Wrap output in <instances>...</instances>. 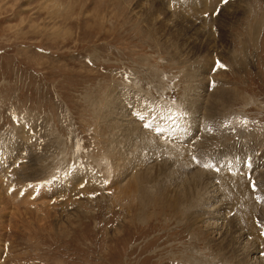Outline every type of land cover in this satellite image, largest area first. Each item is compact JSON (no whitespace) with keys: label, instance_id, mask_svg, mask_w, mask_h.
<instances>
[{"label":"rangeland","instance_id":"rangeland-1","mask_svg":"<svg viewBox=\"0 0 264 264\" xmlns=\"http://www.w3.org/2000/svg\"><path fill=\"white\" fill-rule=\"evenodd\" d=\"M184 4L0 0V264H264V0Z\"/></svg>","mask_w":264,"mask_h":264},{"label":"bare ground","instance_id":"bare-ground-1","mask_svg":"<svg viewBox=\"0 0 264 264\" xmlns=\"http://www.w3.org/2000/svg\"><path fill=\"white\" fill-rule=\"evenodd\" d=\"M185 1H188V0H185ZM195 1V0H194ZM214 1V3H215V0H205V3H206V5H209V4H211V2H213ZM239 1V0H238ZM237 2V1H236ZM262 2V1H261ZM182 4H184V0H182ZM185 5V4H184ZM234 6H235V4H233ZM156 6V5H155ZM230 7V6H229ZM232 7V6H231ZM231 7H230V9H231ZM236 7V6H235ZM152 8H154V7H152ZM151 8V9H152ZM150 9V10H151ZM225 9H227V8H225ZM157 10V9H156ZM155 10V11H156ZM152 11H154V9L152 10ZM160 11V10H159ZM227 12H228V10H227ZM232 12V11H231ZM154 13V12H153ZM160 13V12H159ZM206 13V12H205ZM157 14V13H156ZM163 14H165V12L163 13ZM231 14H233V13H231ZM159 15V14H158ZM189 15V14H188ZM155 16V15H154ZM168 16V15H167ZM222 16V15H221ZM164 18V17H163ZM221 18V17H220ZM159 19V18H158ZM193 20V19H192ZM164 21V20H163ZM209 21V20H208ZM222 21V20H221ZM156 22V21H155ZM168 22V21H167ZM173 22V21H172ZM196 22V21H195ZM161 23V22H160ZM222 23H224V22H222ZM162 24V23H161ZM180 24V23H179ZM209 24V23H208ZM217 24H218V22H217ZM220 25H221V23H219ZM163 25V24H162ZM216 25V24H215ZM225 25V24H224ZM229 25V24H228ZM170 26V25H169ZM230 26V25H229ZM160 27V26H159ZM200 27V26H199ZM202 27V26H201ZM222 27H224V26H222ZM232 27V26H231ZM161 28H163V27H161ZM219 28H221V26L219 27ZM175 29H176V27H175ZM224 29V28H223ZM204 30V29H203ZM211 30V29H210ZM227 30H229V29H227ZM223 31V30H222ZM213 33V32H212ZM228 33V32H227ZM194 35V34H193ZM229 36V35H228ZM224 37V36H223ZM232 37V36H231ZM227 38H229V40H230V37H227ZM166 39H168V38H166ZM165 39V40H166ZM197 39H199V38H197ZM225 39V38H224ZM184 40V39H183ZM228 40V39H227ZM226 41V40H225ZM223 42H224V40H223ZM176 44V43H175ZM179 44V43H178ZM220 44V43H219ZM180 45H182V44H180ZM199 45V44H198ZM223 45H224V43H223ZM226 45V44H225ZM179 46V45H178ZM187 49V48H186ZM202 49V48H201ZM182 50V49H181ZM222 50V49H221ZM189 51V50H188ZM185 53V52H184ZM194 54V53H193ZM199 54V53H198ZM200 67V66H199ZM210 105V104H209ZM121 129V128H120ZM115 132V131H114ZM255 135V134H254ZM127 136V135H126ZM175 154V153H174ZM179 156V155H178ZM131 157V156H130ZM179 158V157H178ZM159 169V168H158ZM160 172H162V171H160ZM167 174V173H166ZM170 175H171V173H170ZM223 175V174H222ZM173 176V175H172ZM142 177V176H141ZM170 177V176H169ZM140 178V177H139ZM142 179V184H144L145 185V182H144V180H143V178H141ZM169 179H171V178H169ZM140 180V179H139ZM138 180V181H139ZM146 180V179H145ZM162 180V179H161ZM235 180V179H234ZM132 181H133V179H132ZM172 181V180H171ZM188 181V180H187ZM233 181V180H232ZM177 183V182H176ZM226 183V182H225ZM138 184H140V182L138 183ZM210 184V183H209ZM129 185V184H128ZM158 185V184H157ZM262 185V184H261ZM227 186V185H226ZM137 187H138V185H137ZM134 187L133 185H130L129 187H127L125 190H122L121 192H120V197H123L125 194L126 195H129L128 193H130L131 194V198H132V203H131V205H130V203H128V208L126 207V209L124 210V212L126 213V212H128V214L129 213H131V211H132V209L135 207V205H137V204H139L141 201H145V199L147 198L146 197V195L149 193V192H151V191H149V188H151V187H149V188H147V189H145V187H146V185H145V187ZM190 189V188H189ZM155 190V189H154ZM158 190H159V188H158ZM207 191V190H206ZM230 191V190H229ZM153 193V192H152ZM155 193H156V195L157 196H153V198L154 197H156V198H164V192L163 191H160V193H162V194H158L159 193V191H156L155 190ZM178 193V192H177ZM198 193H200V192H198ZM213 193V192H212ZM187 194V193H186ZM191 194V193H190ZM194 194V193H193ZM209 194V193H208ZM2 195V194H1ZM153 195H155V194H153ZM16 196V195H15ZM4 197V196H3ZM150 197H151V195H150ZM183 197V196H182ZM200 197H201V195H200ZM180 198V197H179ZM209 198V197H208ZM148 199V198H147ZM159 199L157 200V201H159ZM167 199H169V198H167ZM171 199V198H170ZM210 199V198H209ZM2 200V199H1ZM156 200V199H155ZM172 200V199H171ZM156 201V202H157ZM161 201V200H160ZM179 200H178V198H177V201H165V202H157L156 203V207H158V208H175V204H177V202H178ZM195 201V200H194ZM211 201V200H210ZM1 202V201H0ZM4 202V201H3ZM149 203V202H148ZM153 203V202H152ZM225 203V202H224ZM141 204H143V203H141ZM197 204V203H196ZM8 205V204H7ZM140 205V204H139ZM149 205V204H148ZM151 205V204H150ZM154 205V204H153ZM146 207V206H145ZM141 208V207H140ZM148 208V207H147ZM203 208V207H202ZM138 209V208H137ZM207 209V208H206ZM211 209V208H210ZM208 210V209H207ZM212 210V209H211ZM216 210V209H215ZM142 211V210H141ZM213 211V210H212ZM140 212V211H139ZM143 212V211H142ZM229 213V212H228ZM20 214V213H19ZM214 214V213H213ZM131 215H133V214H131ZM136 215V214H135ZM144 215V214H143ZM197 216V215H196ZM210 216V215H209ZM208 216V217H209ZM20 217V216H19ZM133 217H134V215H133ZM143 217V216H142ZM49 218V217H48ZM209 218H211V217H209ZM208 218V219H209ZM145 220H146V218H144ZM213 219H215V218H213ZM21 220H23V219H21ZM31 220V219H30ZM137 220H138V218H137ZM141 221H143V220H141ZM212 221V220H211ZM224 221V220H223ZM145 222V221H144ZM204 222V221H203ZM30 223V222H29ZM207 223V222H206ZM237 225V224H236ZM239 225V224H238ZM205 226H208V225H205ZM214 226V225H213ZM228 226V225H227ZM215 227V226H214ZM206 229V228H205ZM237 230V229H236ZM232 232V231H231ZM234 232V231H233ZM218 233V232H217ZM238 233V232H237ZM219 234V233H218ZM235 234V233H234ZM221 236V235H220ZM236 236V235H235ZM236 240H234V242H235ZM244 244V243H243ZM220 245V244H219ZM218 246V245H217ZM246 248V247H245ZM239 249V248H238ZM223 250V249H222ZM225 251V250H224ZM242 251V250H241ZM223 253V252H222Z\"/></svg>","mask_w":264,"mask_h":264},{"label":"snow or ice","instance_id":"snow-or-ice-1","mask_svg":"<svg viewBox=\"0 0 264 264\" xmlns=\"http://www.w3.org/2000/svg\"><path fill=\"white\" fill-rule=\"evenodd\" d=\"M221 3H222V4H227V3H228V0H221ZM216 67H217V68H223L224 65H222L219 61H217ZM144 128H145V129H151V128H152V125H151V124H148V123H145V124H144ZM193 159L195 160L196 157H193ZM204 167H206V168H210L211 165H209V164H205ZM261 235H264V233H261Z\"/></svg>","mask_w":264,"mask_h":264}]
</instances>
